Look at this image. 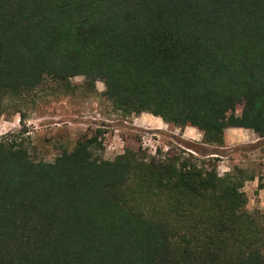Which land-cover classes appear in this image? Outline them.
<instances>
[{"label":"trees","instance_id":"trees-1","mask_svg":"<svg viewBox=\"0 0 264 264\" xmlns=\"http://www.w3.org/2000/svg\"><path fill=\"white\" fill-rule=\"evenodd\" d=\"M98 82L125 118L262 139L264 0H0V102ZM102 149L85 135L46 161L28 131L0 137V264H264L258 174Z\"/></svg>","mask_w":264,"mask_h":264},{"label":"rangeland","instance_id":"rangeland-1","mask_svg":"<svg viewBox=\"0 0 264 264\" xmlns=\"http://www.w3.org/2000/svg\"><path fill=\"white\" fill-rule=\"evenodd\" d=\"M84 81V77H77L72 82L81 85ZM104 89L98 82L96 93L79 90L59 98L55 86L48 85L28 97L1 101L0 137L28 131L33 156L46 161L72 149L87 135L97 136L103 144L99 154L111 160L125 150L142 149L149 156L161 158L192 154L200 166H217L220 175L235 168L263 173L264 138H256L252 131L228 130L225 147L207 146L197 129L174 128L150 114L123 117L104 98ZM189 148H196L199 153ZM244 190L249 199L248 210H264V206L255 203L257 191L251 182L246 183Z\"/></svg>","mask_w":264,"mask_h":264},{"label":"crops","instance_id":"crops-1","mask_svg":"<svg viewBox=\"0 0 264 264\" xmlns=\"http://www.w3.org/2000/svg\"><path fill=\"white\" fill-rule=\"evenodd\" d=\"M229 130H232V131H251V130L240 129V128H232V129H229ZM251 183L254 185L255 191H257V196H256V199H255V203H257L260 207L261 206L263 207L264 206V168H263V173L260 174L256 178V180L251 181ZM260 184H261V187H260ZM246 194H247V192H246Z\"/></svg>","mask_w":264,"mask_h":264}]
</instances>
